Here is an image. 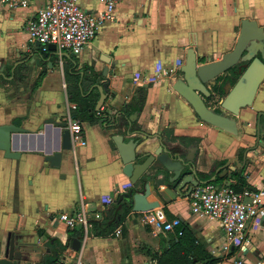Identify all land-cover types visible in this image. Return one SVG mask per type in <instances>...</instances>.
Instances as JSON below:
<instances>
[{"label": "crops", "instance_id": "crops-1", "mask_svg": "<svg viewBox=\"0 0 264 264\" xmlns=\"http://www.w3.org/2000/svg\"><path fill=\"white\" fill-rule=\"evenodd\" d=\"M43 3L0 6V124L14 123L28 132L13 138L19 158H6L0 150V256L12 232L20 254L17 264H69L75 237L69 236L70 228L59 216L80 210L82 204L90 221L83 248L85 264H157L155 256L169 247L175 233L165 232L152 217L144 218V212L130 209L121 225L115 218L112 228L92 225L122 192L132 188L122 173L114 134L137 141V162L153 153L159 142L171 155L193 162L196 173L209 174L218 163L236 159L238 164L230 162L236 169L216 179L241 189H264V122L259 125L261 138L255 137L257 114L264 113V83L253 106L241 111L237 132L231 133L199 119L173 90L182 72L162 71L175 70L178 63L180 70L189 47L205 61L220 58L234 46L243 18L264 27V0H117L115 18L100 26L79 55L62 52L59 56L57 50H49L37 64L39 45L28 42L26 24ZM78 3L95 14L105 7L103 0ZM85 67L95 73L93 81L84 77L89 75ZM42 69L45 73L36 84ZM75 75H79V91L89 99L99 95L97 85L106 83L101 107L116 121L109 125H100V119L82 121L85 145L66 152L59 169L46 170L35 152L54 140L57 132L52 125L39 126L45 118L66 121L67 105L74 104L68 100V90L73 89ZM157 166L154 161L146 174ZM187 187L172 191L166 199L152 190L147 200L158 201L159 208L172 219L180 218L192 232L199 246L197 264H208L210 258L217 259L214 264H236L231 259L237 253L232 250L227 258L229 253L223 250L225 236L219 222L191 213L188 196L181 195ZM97 214L101 217L95 218ZM253 224L247 264L264 257V198ZM64 243L66 248L60 250L59 244Z\"/></svg>", "mask_w": 264, "mask_h": 264}, {"label": "water", "instance_id": "water-1", "mask_svg": "<svg viewBox=\"0 0 264 264\" xmlns=\"http://www.w3.org/2000/svg\"><path fill=\"white\" fill-rule=\"evenodd\" d=\"M263 40L264 28L256 20L243 18L240 22L239 33L234 46L217 60L197 65L194 50L188 49L186 62L179 70L182 72V77L175 80L173 90L191 105L199 119L225 131L236 133L237 121L227 114L238 116L241 114V108L252 105L256 99L259 86L264 83V62L262 61L264 53L261 59L253 56L256 47L263 52ZM48 49L55 50L54 44H49ZM244 50L247 52L242 55ZM37 52L40 54L35 60L38 64L40 57H45L48 53L42 52L41 49ZM240 57L243 60H250V63L245 65L234 85L229 84V89L225 90V97L220 100L222 110L215 112L205 104L202 98V95H208L203 83L234 66ZM105 86L106 83L96 86L99 91V98L95 110L100 109L105 99L103 91ZM45 124L54 126L57 135L54 140L48 141L35 154L42 157L43 163L47 165L46 170L48 168L59 169L65 153L71 152L73 148L67 122L45 118L39 128L43 129ZM99 124H103V119L99 120ZM26 133L28 132L25 128L14 123L0 124V150L3 152L4 157L19 158L20 152L13 148L12 141L15 136ZM256 137H260L259 127L257 128ZM111 138L123 163L122 173L132 184V188L122 192L114 202L120 203L123 199L131 201L132 212H147L160 207L158 201L147 200V196L152 190L157 191L162 199H166L172 191L178 193L181 188L185 189V186L188 185L186 192L181 193V195L187 196L192 186L212 182L217 176L220 178L229 170H235L236 166L231 163L238 164L236 159H228L223 164L222 171L219 174L217 172L221 166L215 170L210 178L204 180L194 170L193 162L183 160L177 155H171L160 142V146L153 153H147L142 161L137 162L136 140L124 141L122 135L119 134H114ZM31 146L33 148L34 144H31ZM154 161L158 163V166L153 172L146 174ZM120 207V204H118V208ZM117 218L119 219V216ZM79 244V238L77 237L72 241L71 249L77 250ZM19 257L20 254L15 250L14 234L9 232L4 251L0 256V264H12V262L17 264Z\"/></svg>", "mask_w": 264, "mask_h": 264}, {"label": "built area", "instance_id": "built-area-1", "mask_svg": "<svg viewBox=\"0 0 264 264\" xmlns=\"http://www.w3.org/2000/svg\"><path fill=\"white\" fill-rule=\"evenodd\" d=\"M35 0H0V6L8 8H25ZM104 9L98 13H90L79 6V0H43L34 17L26 24L28 42L38 44L42 52H48V45L54 44L59 56L62 52L79 55L87 44L95 37L100 26L107 20L115 18L113 11L117 0H103ZM165 74L172 72V68L162 70ZM155 75L160 72L155 71ZM76 108L75 104L67 105L66 122L70 133L72 147L85 145L83 127L81 121L71 116V111ZM102 109V107H100ZM188 200L190 211L197 216H205L217 220L225 236L223 250L227 253L235 251L236 264H243L251 244L253 222L260 215L263 204L264 189L245 187L239 191L231 184L216 185L213 181L192 186ZM109 201L115 199L108 198ZM152 217L158 226L165 232H175L180 226V218L167 219L165 212L157 207L151 211ZM97 214L95 218H100ZM59 220L66 227L72 229L79 226L82 230L79 237L77 250L71 248L72 257L69 264H85L83 248L88 239L90 221L81 204L78 211H64ZM116 234L120 229L116 228ZM182 233L178 231V235ZM232 248V249H231ZM258 259L256 264H264V257Z\"/></svg>", "mask_w": 264, "mask_h": 264}, {"label": "trees", "instance_id": "trees-1", "mask_svg": "<svg viewBox=\"0 0 264 264\" xmlns=\"http://www.w3.org/2000/svg\"><path fill=\"white\" fill-rule=\"evenodd\" d=\"M84 72H88L89 75H85L84 77L87 79L94 80L95 73L93 72L91 67H85ZM45 71L42 69V71L38 75V80H36V84L41 79V77L44 75ZM73 75V74H72ZM79 75H75V83L73 86V89H69V98L68 100L76 105V108L72 110L71 116L74 119H78L79 121H87V122H97L99 119H103V123L106 125H109L114 123L116 121L115 117H112L113 120L111 121L110 116L105 112V110L99 109L95 110L96 100L95 99H89L85 94L81 93L79 91ZM125 112V110H122ZM111 121V122H110ZM225 161L220 162L218 164H223ZM199 177L206 180L211 175L212 172L209 174H203L198 172L197 173ZM215 181V180H214ZM233 188L237 191L241 190L240 186L235 184L232 185ZM118 204H120V208H118ZM132 207L131 201L122 200L120 203L113 202L111 209L107 212L105 211L104 214L102 213V219L101 220H94L92 221V225L94 227L102 229H106L108 227H113V222L116 220L117 216H119V219L117 221L118 225H121L124 222V219L126 218V215L129 213L130 209ZM166 218L172 219V217L167 214V211L165 210ZM109 228V229H110ZM181 230L182 233L178 235V231ZM69 236L73 239L79 238L81 236V228L80 227H74L70 230H68ZM174 238L172 242L169 244V247L165 249L160 255H156L155 258L157 260V264H197L201 259L199 255L197 254L198 245L195 243V238L192 235V232L186 227L180 224L175 229L174 232ZM55 243H59L56 240L52 239ZM60 250H63L66 248V244H59ZM55 257H58L57 254ZM208 264H214L217 262V259L210 258ZM52 262V260H51Z\"/></svg>", "mask_w": 264, "mask_h": 264}, {"label": "flooded vegetation", "instance_id": "flooded-vegetation-1", "mask_svg": "<svg viewBox=\"0 0 264 264\" xmlns=\"http://www.w3.org/2000/svg\"><path fill=\"white\" fill-rule=\"evenodd\" d=\"M262 42H264V40ZM246 52L247 51L244 50L242 55L245 54ZM263 53H264V50H263V52H261V49L256 47L254 49V55L253 56L261 59V57H263ZM262 61L264 62V58H263ZM206 62H208V61H205V60L198 61V59L196 61L197 65L198 64H202V63H206ZM249 63H250V60H243L240 57L238 59L237 63L234 66H232L231 68H229L225 72L220 73L216 77H214V78H212L210 80H207L205 83H203L204 88H206V90L208 91V95L207 96L206 95H202V98H203L205 104L210 109H212L215 112H220L222 110V107H221V104H220V100H222L225 97V90L229 89V84L231 86L234 85V83L238 79L239 75L244 70L245 65H248ZM261 87L262 86H259V89ZM259 89H258V91H259ZM253 104H254V102L250 106L241 108L240 111H243V110H246V109L252 107ZM260 113L261 112H259L257 114V117H256L257 119H256V124H255V137L257 136V128L259 127L261 122H264V113L263 114H260ZM230 115H232V114H230ZM232 116H234V115H232ZM234 117L237 118V119H235L237 121L240 118V114L238 116H234ZM261 136H262V134L260 133V137L259 138H261ZM219 165L220 164L215 165V168L212 171V174L215 172V170L217 168L220 167ZM221 170L218 169L217 174H219L221 172Z\"/></svg>", "mask_w": 264, "mask_h": 264}, {"label": "rangeland", "instance_id": "rangeland-1", "mask_svg": "<svg viewBox=\"0 0 264 264\" xmlns=\"http://www.w3.org/2000/svg\"><path fill=\"white\" fill-rule=\"evenodd\" d=\"M188 49H192L193 50V47H189ZM197 59H198V61H202V60H204V58H202V57H196V61H197ZM180 64L181 63H178L177 64V68L175 69V70H173L172 72H168L167 74L168 75H171V73H173V72H175V74H177V73H181L180 71H179V67H180ZM228 116H230V117H232L233 119H237V118H235L234 116H232V115H230V114H227ZM240 154H241V152H240ZM216 185H220V184H222L221 183V180L220 179H216L215 181H213ZM146 215L144 216V218L146 217V216H152L153 214H152V212H144ZM148 218V217H147ZM229 256V257H228ZM231 257V254L229 253V254H227V258H230ZM246 257V256H245ZM245 257H243L242 258V260H244V262H245V264H247V263H249V261L248 260H246V258ZM231 261L232 262H236L235 261V257L234 258H232L231 259Z\"/></svg>", "mask_w": 264, "mask_h": 264}]
</instances>
